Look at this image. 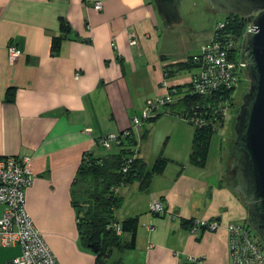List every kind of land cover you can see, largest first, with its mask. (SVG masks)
Masks as SVG:
<instances>
[{
  "label": "crops",
  "instance_id": "obj_1",
  "mask_svg": "<svg viewBox=\"0 0 264 264\" xmlns=\"http://www.w3.org/2000/svg\"><path fill=\"white\" fill-rule=\"evenodd\" d=\"M61 18L72 37L54 54ZM168 29L153 0H0V156H31L36 178L26 190L27 211L60 264L96 262L79 232V166L87 152H108L98 144L101 136L130 129L146 100L166 93L165 65L186 60L170 54ZM131 38L137 43L130 44ZM12 42L22 49L15 63L9 60ZM193 69L175 72L169 84H189ZM193 133L194 127L178 154L166 155L170 163L147 191L139 183L120 189L124 202L115 218L140 217L137 244L113 250L107 264H229L228 227L248 218L247 205L225 178L223 154L212 173L206 168L210 157L205 167L191 163ZM139 154L147 162L141 147ZM155 200L165 205L164 213L150 210ZM3 211L0 204V218ZM214 219L220 223L216 230L199 227L194 233L189 227ZM122 235L129 241L130 232ZM21 253L17 245L0 247V264Z\"/></svg>",
  "mask_w": 264,
  "mask_h": 264
},
{
  "label": "built area",
  "instance_id": "obj_2",
  "mask_svg": "<svg viewBox=\"0 0 264 264\" xmlns=\"http://www.w3.org/2000/svg\"><path fill=\"white\" fill-rule=\"evenodd\" d=\"M101 8L102 3L95 4V9ZM254 18L255 16L248 23L243 36L236 40L229 38V34H223L225 20L218 22L216 35L210 43L203 45L200 54L194 57L199 66L191 75L190 87L181 91L177 86H171L166 78L161 83L166 93L154 100H146L143 114L132 119L133 126L130 129L101 136L98 144L106 151H112L114 145L120 144L132 130L137 131L141 136L143 124L157 116L161 107L175 103L186 95L210 97L213 95L215 98L214 103L208 106L204 119L197 114L187 118L190 122L205 124V122L221 121L220 117L224 119L226 105L229 102L224 92L236 90L238 82L243 79L244 71L247 72L248 64L245 61L244 49L247 35L253 31L251 27ZM136 43V39L131 38L130 44ZM8 50L9 60L15 63L22 54V49L12 42ZM206 115H209V118ZM92 130L89 128L87 132ZM31 159V156L22 154L0 156V204L4 206V213L0 218V247L17 245L22 248L21 255L14 257L11 264H60L43 233L27 211L26 190L33 185L36 178L30 167ZM150 205L151 211L158 214L166 211L165 205L159 200L152 201ZM199 227L216 230L220 227V223L216 219L197 220L192 228L193 232L197 233ZM151 229L155 228L151 226ZM116 230L122 234V225L117 224ZM227 237L229 264H264L263 241L247 219L244 222L232 221L228 227ZM189 260L198 262L191 256Z\"/></svg>",
  "mask_w": 264,
  "mask_h": 264
},
{
  "label": "trees",
  "instance_id": "obj_3",
  "mask_svg": "<svg viewBox=\"0 0 264 264\" xmlns=\"http://www.w3.org/2000/svg\"><path fill=\"white\" fill-rule=\"evenodd\" d=\"M225 17L226 26L223 34H229V38L232 40L241 38L247 30L248 23L252 20V17L235 13H226ZM60 24L63 34L61 37L53 38L51 48L54 54L60 53L62 41L71 36L70 24L64 18H61ZM165 66L164 73L168 79L169 76L179 72V70L197 68L199 65L194 57L190 56L188 60L167 63ZM186 87L188 88L190 85H180L177 88L182 91ZM235 91V89H232L224 92L229 101H231ZM214 99L213 95L211 97L186 95L180 98L179 101L166 106V108H170L165 110L166 113L170 112L182 116L194 127L190 161L193 165L199 167L206 166L211 142L216 134V125H218V122H222L223 117H220L221 121L205 122V124L190 122V119L187 120V118L198 114L204 119L208 106L214 103ZM160 115L162 113L152 117L151 120L156 121ZM206 117L209 118V115H206ZM148 132L149 130L144 131L141 135L142 138L146 139ZM170 161L163 153H160L154 164L148 167L147 162L139 154V139L134 130L128 136H125L120 144H115L112 151H108L102 157L94 156L92 151L85 153L75 181V184L81 182V184L87 185V189L83 193L84 211L80 202L75 201V206L79 209V232H81L82 240L87 245L94 242L99 244L98 250L95 251L97 254L95 264H107L115 249L123 252L136 248L140 217H128L123 222H119L115 218L116 210L120 209L124 202L123 196L119 194L120 189L129 184L139 183L140 189L147 191L152 184L153 177L161 175ZM230 174V168L227 167L225 178L228 179ZM115 187L116 189H114ZM118 222L122 225L124 233H131L129 241L125 240L123 235L115 230L114 224ZM189 223V227L192 229L195 222ZM110 264H123V261L119 259Z\"/></svg>",
  "mask_w": 264,
  "mask_h": 264
},
{
  "label": "water",
  "instance_id": "obj_4",
  "mask_svg": "<svg viewBox=\"0 0 264 264\" xmlns=\"http://www.w3.org/2000/svg\"><path fill=\"white\" fill-rule=\"evenodd\" d=\"M158 13L169 28L182 24L184 0H153ZM215 13L250 16L253 31L248 33L245 61L250 89L243 97L231 148L232 184L247 205L248 222L264 243V0H208ZM89 247L95 252L99 244Z\"/></svg>",
  "mask_w": 264,
  "mask_h": 264
},
{
  "label": "rangeland",
  "instance_id": "obj_5",
  "mask_svg": "<svg viewBox=\"0 0 264 264\" xmlns=\"http://www.w3.org/2000/svg\"><path fill=\"white\" fill-rule=\"evenodd\" d=\"M181 7L184 19L183 23L168 29L170 39L169 45L172 48L170 54L175 53L177 55L179 53V57L188 60L190 58V53L196 55L200 54L202 46L211 42L212 38L217 33L218 22L223 21V19L226 18V13L213 12L212 6H210L208 0H184ZM191 70L194 69H183V73H185L184 75L190 74ZM243 74V79L238 82V87L232 95L231 101L226 105V116H224L222 122L218 123L219 125L215 132L216 134L212 139L209 152L210 163L208 167H206L208 168V173L209 171L212 173L211 170H215L216 166L220 165V161H222L221 154L224 156L226 167L230 168V164L233 161L231 148L236 139L234 126L237 115L240 111V106L243 103V96L249 92L251 87L249 74H247L246 70ZM161 108L162 109H159L158 114L162 113V115H160L156 121L149 119L143 124L142 130H149V137L143 139L140 134H137L139 147L142 148L145 159L149 165H152L155 162L160 153H163L166 158H168L166 156L168 153L170 155L178 154L181 143L184 139L189 140V137L191 136L190 132L193 128V126L182 116L180 117L170 112L166 113L165 110H167L168 107ZM167 140L169 143L167 146H164V143ZM179 154V157H181L184 152ZM187 156H189L188 151ZM214 164L215 166L213 167ZM191 175L193 176L194 174L192 173ZM228 179H230L229 181L233 184L234 179L231 174ZM77 185V201L82 204L81 208L84 211L83 193L84 190L87 189V185L81 184V182ZM238 196L242 200L239 194ZM117 224L120 223L118 222L114 224L115 230Z\"/></svg>",
  "mask_w": 264,
  "mask_h": 264
},
{
  "label": "bare ground",
  "instance_id": "obj_6",
  "mask_svg": "<svg viewBox=\"0 0 264 264\" xmlns=\"http://www.w3.org/2000/svg\"><path fill=\"white\" fill-rule=\"evenodd\" d=\"M196 55H194L193 57H195Z\"/></svg>",
  "mask_w": 264,
  "mask_h": 264
},
{
  "label": "flooded vegetation",
  "instance_id": "obj_7",
  "mask_svg": "<svg viewBox=\"0 0 264 264\" xmlns=\"http://www.w3.org/2000/svg\"><path fill=\"white\" fill-rule=\"evenodd\" d=\"M256 14H257V13H256ZM256 14H255V15H256ZM255 15H254V16H255Z\"/></svg>",
  "mask_w": 264,
  "mask_h": 264
}]
</instances>
